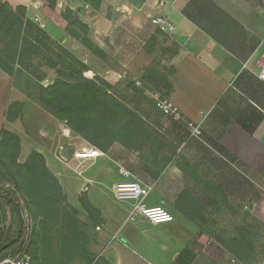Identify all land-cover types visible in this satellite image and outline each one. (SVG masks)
Instances as JSON below:
<instances>
[{
	"label": "crops",
	"instance_id": "0c3cea01",
	"mask_svg": "<svg viewBox=\"0 0 264 264\" xmlns=\"http://www.w3.org/2000/svg\"><path fill=\"white\" fill-rule=\"evenodd\" d=\"M160 1L155 2L154 15H167L176 29L168 34L157 28L159 34L154 38L153 54L143 49L139 57L145 62L141 67L153 61L163 67L161 74L168 79V87L159 85V88L163 92L161 95L175 103L182 112V118H170L172 130L183 139L168 142L173 151L169 154V164L158 179L153 180L149 175L137 179L143 185L151 186V192L155 193V197L147 196L146 204L170 206L176 219L165 226L144 219L136 220V225L127 227L129 234L125 232L122 238L131 242L137 234L139 240L143 239L157 251L154 257L165 261L153 263L149 259L151 256L138 254L135 249L131 251L132 242L130 245L114 243L116 236L109 230L112 219H118L119 224L121 212L106 207L101 186L109 185L112 191L117 182L132 180V177L139 176L138 172L132 167L126 168L122 161L121 164L108 153L88 160L86 170L78 174L68 166L69 159L65 154L59 151L62 141L71 139L65 133L64 123L29 99L14 86L11 76L0 69V128L6 127L20 135L21 154L25 157L33 149L45 155L69 200L70 194L78 199V204L74 205L79 207V195L87 192L91 202L101 209L105 219L99 233L103 235L105 245L101 255L109 264H181L178 258L185 247L193 243V233L190 237L182 236L175 231L173 224L179 219L197 225L175 208L180 194L184 190L195 196L198 194L200 200L216 210L221 202L215 195L223 198L226 194L231 202L240 203L243 194L252 191V176H264V79L260 76L264 70V0H175L168 5H161ZM102 13L96 10L94 15L103 17ZM105 18L113 25L108 17ZM97 24L90 23L94 30H97ZM55 31L58 34L57 27H53L50 34ZM114 34L112 31L109 38H105L107 46L99 40L103 36H96L95 40L104 51H113L117 48ZM77 55L87 64V58L92 56L81 44L77 45ZM88 65L93 74L87 77L93 78L97 74ZM112 68L108 67L106 74L100 75L109 82H119L123 75ZM17 100L24 102L23 116L9 122L5 111ZM163 120H166L164 114L161 123ZM189 120L202 123L201 136L192 135L186 123ZM162 127L165 129L164 125ZM121 168L130 171L131 175L124 176ZM169 194L175 198L169 199L173 205L167 204ZM125 208L129 211V205ZM127 216L122 226L128 222ZM186 222L184 226L188 225ZM122 226L118 225L117 231ZM126 250L130 251L126 253ZM131 254L138 261L131 259Z\"/></svg>",
	"mask_w": 264,
	"mask_h": 264
},
{
	"label": "trees",
	"instance_id": "16d2710c",
	"mask_svg": "<svg viewBox=\"0 0 264 264\" xmlns=\"http://www.w3.org/2000/svg\"><path fill=\"white\" fill-rule=\"evenodd\" d=\"M83 1L95 10H99L102 3V0ZM57 2L49 0L50 7L55 8ZM62 15L67 20L69 35L94 54L105 55L90 37V25L79 14L67 7ZM0 41L3 45L0 47V69L11 76L14 86L29 99L59 122H66L73 133L103 152H107L114 142L135 151L150 149L154 155L143 158L142 168L153 180L161 176L170 156L162 153L169 143L165 144L161 139L159 129L149 127L139 115L129 111V117L124 119L127 109L108 91L107 83L101 78L85 76L89 65L27 17L25 6L14 9L9 2L0 0ZM45 66L57 73L48 85L44 84L48 77ZM147 75L151 76L153 87H168L166 76L153 68ZM23 77H26L25 84H21ZM23 112L24 102L17 100L8 106L5 118L13 122L21 118ZM163 114H158L160 129L163 128ZM21 151L20 135L1 127L0 200L21 213L22 218L13 239L0 238V262L7 257L27 254L32 264H72L76 259L97 264L100 257L91 244L97 241L99 230L105 224L101 209L91 202L87 192L79 195V207L72 204L59 178L48 166L45 155L33 149L21 161ZM215 197L221 202L216 210L184 190L175 202V208L193 221L199 231L208 234L213 242L244 261V242L247 241V246L254 251L262 233L258 227L248 224H244L247 232L243 234L236 229L234 233L229 231L231 227L222 219L225 206L233 209L234 215L242 212V207L240 204L226 205L232 203L226 194L223 198L221 195ZM253 229L255 231L251 232ZM251 233L253 241L246 236ZM196 256L193 245L187 246L178 261L191 264ZM249 256L257 259L251 253Z\"/></svg>",
	"mask_w": 264,
	"mask_h": 264
},
{
	"label": "rangeland",
	"instance_id": "374dc122",
	"mask_svg": "<svg viewBox=\"0 0 264 264\" xmlns=\"http://www.w3.org/2000/svg\"><path fill=\"white\" fill-rule=\"evenodd\" d=\"M5 1L9 2L14 9H16L18 6H25L27 17L32 19L36 24L42 26L45 30H47V32H49V34L53 27H57L58 34H56L57 32L55 31L54 34L50 35L55 40L62 43L63 46L69 48L76 55L77 45H84L76 38L69 35L66 31L68 23L62 14L67 7H70L75 12V14H79V16H81L83 20H85L89 25L90 23L92 24V22L98 23L97 30H94L90 25L89 32L90 37L92 38L93 36L92 39L96 44V36H103L99 40L103 41L104 46H107L108 42L105 40V38H109L108 36H110V33L114 31V41L117 48L113 51H104V56L96 55L86 46H84L92 55L87 58V62L88 64H90V66H92L94 73L97 74L95 76L93 75V78H96L98 80H100L99 78L103 79L107 83L106 87L108 91L113 96L117 97L118 100L127 109L124 119L129 117L128 111L139 115V117H141L149 127H153L155 130L159 129V135L161 136V139L165 142V144L166 142L168 143L169 141H174L175 138L178 140L183 139V136H177V132H175L174 129L172 130L173 122L170 116H166V120H163V122L161 123L162 125H164L165 129H160L158 125V114H160V111L156 106V101L158 98L166 97H164V95H161L162 91L160 90V88L159 90H154L155 87H153V82L151 80L152 78L150 75H147V72L149 71V69L153 68L154 71L156 70L159 73H162V70H164L163 67L160 66L159 63L154 64V61L149 65L146 64L147 66L141 67V64H145V62H143L139 57L142 54L143 49H145L147 53L150 52V54H153L155 42L154 38H157V35L159 34V31L152 23L151 19L154 15L153 12L155 10L154 5L156 0H102L101 7L98 11H103V17H95L94 13L96 10L93 9L88 2L86 3L83 0H58L55 8L50 7L49 0ZM168 1L171 4V2L173 3L175 0ZM87 5H89V7H87ZM89 17L91 20L88 19ZM105 17H108L109 22H112L114 26L109 24L106 21ZM87 19L90 22H88ZM98 28H101V30H99ZM104 31L105 33H103ZM109 31L110 33H107ZM1 46L3 45L0 41V47ZM111 66L114 67L112 68L114 69L113 71H116L123 75V78L119 82L112 83L107 81L105 77L101 76L105 75L108 67ZM43 68L48 72V77L44 81V84L48 85L52 83L53 80L57 77V73L54 69L47 68L46 66ZM88 72L89 70L85 71V76H91L93 74L91 72L90 74H88ZM25 78L26 77H23V79L21 80V84H25ZM138 80L139 83H137ZM62 123H64L65 130L69 129V137H71V139L62 141L59 147V151L60 153L65 154L67 159H69L67 160L68 166L74 170H77L78 174H81L84 170H86L89 162H80L79 160L74 159L73 153L79 147L91 144H89L80 135L73 133L66 122ZM96 147L99 148L98 146ZM164 149L162 153L166 154V156L168 154H172L171 151H173V147H168L166 148V150ZM108 153L119 159L121 164L123 162L122 165L126 166V168L132 167L133 169H135V171L138 172L139 176L137 175L136 177H132V180L139 181L137 178H142V176L146 177L149 175L145 170H143L142 161L144 157H151V155H154L153 152L150 151V149L143 152L135 151L128 149L119 142H114L109 147L108 151L104 152L103 156L107 155ZM25 159V155L21 154L20 160L24 161ZM108 162H110V164L115 167V164L112 163V161ZM252 178L254 183H252V187H250V190H252L250 194H243L240 203L234 199L235 201L233 200L234 202H232L231 204H226L230 206L240 204L242 207V212H240L238 215H234L233 209L225 206V210L223 209L225 212L222 214V216L224 215V218L222 219L224 220L223 222L225 224L231 227L229 229V231L231 232H233L235 229L236 231H241L242 234L244 232H247L246 229L243 228L245 226L244 224H248L251 227H258L262 235L260 236V239H257L255 246L257 247L256 250L252 251L251 248L248 247L249 244H247V241H245L244 250H242V254L245 257V260H240L228 249H225L218 245L216 242H213L208 234L204 233L203 231H199L197 226L195 227L194 225H191L190 222L179 221L178 219V222H174L173 224V226H176V232L185 237H190L193 233V243L191 245H193V248L195 249V252L197 254L193 264H264V176L257 175L256 177L252 176ZM166 182L168 184L169 179L166 178ZM101 188L103 190V193L105 192L103 195V201L107 202L106 207L109 209H111L112 207L121 212L119 224H117L118 219H112L109 227L110 232L116 236L114 243L121 242L122 244L129 243L128 245H130V243L132 242V246H130L131 251L135 249L138 254H142L147 257L151 256V258L149 259L153 263L165 261L163 260L164 258L162 260H159L154 257L157 255V251H155L153 249V246L149 243H144L143 239L139 240L137 238L139 237L137 234H135V238H132L131 242L124 241L125 239L122 237L125 235V232L129 234V231H127L129 230L128 228L136 225L137 223V221H128L126 222L127 224L125 223L123 226L121 224L123 219L125 218V215H127L129 212L127 211L125 206L127 207L129 205L130 210L134 201H118L114 198L113 192L111 191L109 185H104L103 187L101 186ZM70 195L71 198L69 201L77 205L78 199H75L72 194ZM196 196H198L199 198L201 197L198 194ZM150 197H155V193L151 192ZM167 197V204H171V200L169 199H173L174 196H170L169 194ZM167 208L170 209V206H167ZM21 218V213H17L12 208H10V206L6 204L5 201L0 200V238L13 239L17 234V231L19 230ZM184 222H186L188 225L184 226ZM167 224L168 223H162V226H165ZM118 225H121L122 227H120V230L117 231ZM237 225L239 226L236 227ZM99 229L100 228H98L97 230ZM253 231H255V229H253L251 232ZM101 232L102 230H99V233ZM246 236L249 237L250 241H253L252 233L246 234ZM102 241L103 235L99 234V236L97 237V241H93L91 247L94 252L100 257L97 264H109L105 262V259L101 255V252H103L105 248L104 242ZM146 244L147 246L145 247ZM130 250H126L125 252L128 253ZM250 253L255 255L257 259L255 260L252 256H249ZM130 256H132L131 259H135V261H138L132 254ZM72 264H87V262L84 260L76 259Z\"/></svg>",
	"mask_w": 264,
	"mask_h": 264
},
{
	"label": "built area",
	"instance_id": "2783aa9c",
	"mask_svg": "<svg viewBox=\"0 0 264 264\" xmlns=\"http://www.w3.org/2000/svg\"><path fill=\"white\" fill-rule=\"evenodd\" d=\"M161 5H168V0H161ZM89 7V5H87ZM152 23L163 33H173L176 29L175 24L165 14H156L152 16ZM264 79V70L260 74ZM157 108L163 112L166 116H174L182 118V112L180 108L167 98H158L156 101ZM188 127L192 131V135L201 136L202 123L194 121H186ZM69 131V129H67ZM67 131L65 130V133ZM70 135L69 132L66 133ZM104 155V152L93 145L82 146L76 149L73 153V157L80 162H86L93 160ZM121 173L129 177L130 171L125 168H121ZM81 173V172H80ZM152 191L151 186L143 185L137 180H126L117 182L113 188V196L118 201H134L132 204L127 220L136 221L144 219L152 224L169 223L176 219V216L172 210L163 205L149 206L146 204L145 199ZM99 228V227H98ZM0 264H32L31 257L27 254L19 257H7ZM237 264V263H236Z\"/></svg>",
	"mask_w": 264,
	"mask_h": 264
},
{
	"label": "bare ground",
	"instance_id": "6f19581e",
	"mask_svg": "<svg viewBox=\"0 0 264 264\" xmlns=\"http://www.w3.org/2000/svg\"><path fill=\"white\" fill-rule=\"evenodd\" d=\"M88 74H90V71L88 72ZM66 131H68V130L66 129ZM68 132H69V131H68ZM68 132H67V133H68Z\"/></svg>",
	"mask_w": 264,
	"mask_h": 264
}]
</instances>
